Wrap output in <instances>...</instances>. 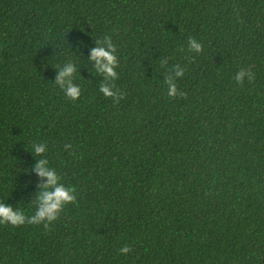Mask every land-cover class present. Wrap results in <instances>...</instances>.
Returning a JSON list of instances; mask_svg holds the SVG:
<instances>
[{"label":"trees","instance_id":"1","mask_svg":"<svg viewBox=\"0 0 264 264\" xmlns=\"http://www.w3.org/2000/svg\"><path fill=\"white\" fill-rule=\"evenodd\" d=\"M39 159L75 200L0 264H264V0H0V202L32 213Z\"/></svg>","mask_w":264,"mask_h":264},{"label":"clouds","instance_id":"2","mask_svg":"<svg viewBox=\"0 0 264 264\" xmlns=\"http://www.w3.org/2000/svg\"><path fill=\"white\" fill-rule=\"evenodd\" d=\"M188 45L190 49L196 51L200 50V43L193 39H188ZM89 60L92 62L93 67L98 73H103L105 77L115 78L116 73L114 71V65L116 63V57L111 44L104 46H95L89 50ZM75 70V66L71 63L63 66L56 75L55 82L63 87L64 94L71 100L77 99L80 95V88L72 84L70 81H66V77H69ZM179 76L180 73L177 72ZM245 77L249 80L253 78V74L247 70H238L233 79L237 84L241 83ZM99 91L105 96L114 97L116 94L110 90L108 84L101 83ZM167 94L169 97L176 96L178 90L173 83H169ZM44 146L36 145L33 147L34 153L39 155L44 152ZM34 171L38 177H42L43 181L38 185L39 191L36 194L35 208L30 215L26 213L20 207H14L10 204L0 202V224L8 223L10 225H23L24 223H39L52 222L57 219L58 213L69 202L75 200V189L60 182V178L56 172L48 166L46 159H39L34 165ZM121 254H128L130 249L127 245L122 246L119 249Z\"/></svg>","mask_w":264,"mask_h":264}]
</instances>
